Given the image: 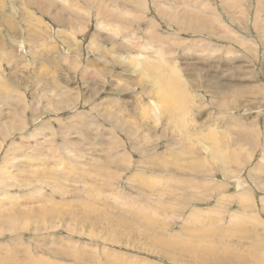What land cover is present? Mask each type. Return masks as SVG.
Wrapping results in <instances>:
<instances>
[{
  "label": "rangeland",
  "instance_id": "1",
  "mask_svg": "<svg viewBox=\"0 0 264 264\" xmlns=\"http://www.w3.org/2000/svg\"><path fill=\"white\" fill-rule=\"evenodd\" d=\"M27 257L264 264V0H0V264Z\"/></svg>",
  "mask_w": 264,
  "mask_h": 264
},
{
  "label": "bare ground",
  "instance_id": "2",
  "mask_svg": "<svg viewBox=\"0 0 264 264\" xmlns=\"http://www.w3.org/2000/svg\"><path fill=\"white\" fill-rule=\"evenodd\" d=\"M242 37H244V36H242ZM244 39V38H243ZM169 41V40H168ZM161 51V50H160ZM161 54V53H160ZM162 55V54H161ZM162 57V56H161ZM160 62V61H159ZM158 64V63H157ZM162 65H164V64H162ZM160 70H161V65H160ZM158 68V69H159ZM164 68H165V65H164ZM168 69V68H167ZM166 69V70H167ZM157 70V69H156ZM163 70V69H162ZM169 71H170V68H169ZM171 74H173V73H171ZM175 81H171L170 83L168 82V80L166 81V79H165V81L163 80V82H162V84H161V82H159L158 80H157V83L158 84H160L161 86H162V88H163V92H164V99H165V103H166V105H168V108H177V102H176V100L173 98V95H172V92H171V89H172V87L173 86H176V78L174 79ZM256 96V95H255ZM182 115H184V114H182ZM182 121V119H178V122H181ZM241 200L243 199L242 197L240 198ZM238 203H239V205H240V203H241V201L240 200H238ZM25 217V216H24ZM23 217V218H24ZM13 227H15V225L13 226ZM11 231L13 230V229H10ZM62 245V244H61ZM15 255L17 254H19L18 252H15L14 253ZM6 258H8V257H6ZM6 258H4V259H6ZM14 258H18V257H14ZM10 261H8V262H11L12 261V259H11V256H10ZM9 259H6V260H9ZM29 259V260H28ZM17 260V259H16ZM26 260H28L29 262H30V264L34 261L35 262V260L34 259H31L30 257H27V259ZM0 262H3V261H0ZM20 262V261H19ZM5 263V262H4ZM16 263V262H15ZM22 263H24V262H22ZM28 263V262H27ZM17 264V263H16ZM35 264H46V261L44 260V259H38V260H36V262H35ZM47 264H49L48 262H47Z\"/></svg>",
  "mask_w": 264,
  "mask_h": 264
}]
</instances>
